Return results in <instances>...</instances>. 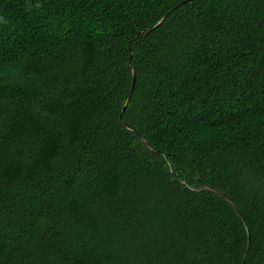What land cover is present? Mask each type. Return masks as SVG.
I'll use <instances>...</instances> for the list:
<instances>
[{"label":"trees","instance_id":"1","mask_svg":"<svg viewBox=\"0 0 264 264\" xmlns=\"http://www.w3.org/2000/svg\"><path fill=\"white\" fill-rule=\"evenodd\" d=\"M0 264H264V0H0Z\"/></svg>","mask_w":264,"mask_h":264},{"label":"water","instance_id":"2","mask_svg":"<svg viewBox=\"0 0 264 264\" xmlns=\"http://www.w3.org/2000/svg\"><path fill=\"white\" fill-rule=\"evenodd\" d=\"M133 76H134V84H135V82H136V74H133ZM131 96V95H130ZM129 99H130V97H129ZM124 110H125V108H124ZM124 110H123V113H124ZM122 124L126 127V128H128V129H132L130 126H128L127 124H125L124 122H122ZM146 145H148L147 143H146ZM207 190H210V191H212V192H214V193H216L217 195H219V196H221L222 198H224L226 201H228L232 206H233V208L237 211V213L241 216V218L244 220V218H243V215H242V213H241V211H240V209L236 206V204L226 195V194H224L223 192H221L220 190H217V189H214V188H211V187H208V188H206Z\"/></svg>","mask_w":264,"mask_h":264}]
</instances>
